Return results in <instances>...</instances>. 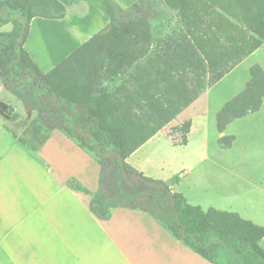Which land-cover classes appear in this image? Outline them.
<instances>
[{
	"label": "trees",
	"instance_id": "obj_1",
	"mask_svg": "<svg viewBox=\"0 0 264 264\" xmlns=\"http://www.w3.org/2000/svg\"><path fill=\"white\" fill-rule=\"evenodd\" d=\"M151 0L121 7L103 0L107 25L42 72L23 47L32 18L60 19L59 0H0V79L35 116L17 133L37 150L58 129L99 165L98 189L70 178L72 190L89 195V210L108 219L125 207L148 214L194 253L212 264H264V226L238 213L193 205L162 180L137 171L125 159L189 106L208 86L264 45V0H160L174 10L178 31L153 44ZM264 69L249 67L244 88L216 112L222 132L232 120L260 109ZM18 114L9 118L15 121ZM191 120L174 127L180 145ZM234 135L218 143L230 147ZM134 176V181L130 177Z\"/></svg>",
	"mask_w": 264,
	"mask_h": 264
},
{
	"label": "crops",
	"instance_id": "obj_2",
	"mask_svg": "<svg viewBox=\"0 0 264 264\" xmlns=\"http://www.w3.org/2000/svg\"><path fill=\"white\" fill-rule=\"evenodd\" d=\"M59 1L65 7L64 17L60 19L32 18L23 45L34 63L44 73L51 70L78 46L74 41V44L71 43L68 47L69 54L56 60L55 56L57 58L56 53L59 48L48 36L40 37L38 48H29L31 31L38 18L43 19L39 20L42 25L62 22L67 17L101 18L104 27L108 23L103 0ZM115 1L120 4L121 0ZM135 1L137 0H131L132 3ZM76 4L84 6H76ZM72 7L77 12L73 13ZM75 26L79 27V25ZM88 38L81 39L80 44ZM52 61L54 62L51 63ZM0 81L3 82L2 79ZM209 91L210 89L204 90L178 115L188 110H201L205 103L204 97L209 94ZM13 111L15 112L14 109ZM26 111L25 116L18 114V119L23 117L32 119L35 116L34 112ZM248 115L234 120L244 119ZM190 120L191 125L184 146L188 145L189 136L194 129L192 119ZM173 121L175 118L169 123ZM164 127L125 159L130 166L142 174H147L146 165L152 161V158L156 159L158 156L156 151L159 147L153 141L162 131L164 132ZM226 127L222 132L217 130V138L225 135ZM166 137L169 138V144L173 148L180 145L172 142L168 135ZM203 142L206 143V138ZM151 143L154 147L144 148ZM47 145L59 153V158L55 157L57 163L59 166L61 164L62 167H66L67 172L63 174L58 172L56 162L52 161L51 157L41 163L36 159L33 150H26L10 131L0 124V264L4 256L9 259L11 254H14L18 260H25L27 256L22 253L24 243L40 244L44 249V246L51 248L55 240L61 245V250L69 256L72 253L78 256L84 249L96 258L114 260L115 264H212L194 253L181 240L176 239L148 214L137 209L114 207L108 219H99L94 216L89 210V195L69 188L67 180L69 176H72L90 192L96 191L99 180V165L96 159L79 148L72 139L58 129L50 132L48 139L37 151H45L44 148ZM232 146L233 143L228 148ZM193 168V165L183 168L179 176L188 174ZM173 185V183L169 185L172 191H174ZM233 195L241 201L239 205L241 211L236 212L242 218L264 226V171L252 173L250 176L238 173L235 176ZM28 220L29 223L26 225ZM260 243L264 248V237Z\"/></svg>",
	"mask_w": 264,
	"mask_h": 264
},
{
	"label": "rangeland",
	"instance_id": "obj_3",
	"mask_svg": "<svg viewBox=\"0 0 264 264\" xmlns=\"http://www.w3.org/2000/svg\"><path fill=\"white\" fill-rule=\"evenodd\" d=\"M131 4V0H121L119 5L127 7ZM77 5L84 6L83 4ZM71 10L73 13L77 12L74 7ZM149 11V31L153 44L161 43L167 36L172 35L173 31L179 30L180 25L177 23L178 18L175 11L165 7L160 0H151ZM39 20L43 19L38 18L34 23L28 47L38 48L40 37L48 36L59 48L55 60L62 59L64 55L69 54L68 47L71 46V43L74 44L75 41V43L77 42L75 45L79 46L81 39L88 38L104 27L102 19L97 17L85 19L67 17L62 22L48 25H42ZM106 21L108 22V17ZM75 25H79V27ZM11 27L10 23L0 26V32L9 31ZM253 64H259L264 69V45L245 57L214 86H208L205 89H210V91L204 97L205 103L201 110L184 111L182 115L175 117V121L164 127V132L162 131L153 141L159 147L156 151L158 156L156 159L152 158V161L146 165L145 169L148 175H144L162 180L168 185L173 183L174 191L182 193L189 203L199 205L204 210L213 207L224 211H241L239 206L241 201L233 195L235 176L238 173L250 176L252 173L264 171V99L259 111L244 119L234 120L227 125L225 135H234L235 137L231 148H224L218 143L215 115L223 102L244 88L249 79V67ZM0 101L12 107L20 116H25L27 111L24 104L1 81ZM9 118L10 116L0 111V124L6 123L17 133H21L23 127L31 120L23 117L10 121ZM190 118L194 129L189 136L188 145H178L173 148L166 135L171 138L172 142L180 144V134L173 131L174 127ZM204 138H206L205 144ZM152 147H154L153 143L144 148L151 149ZM37 150H34V154L41 163L46 162L48 157H51V160L56 162L58 172L62 174L67 172L66 167H62L61 164L59 166L57 163L55 157L59 158V153L50 145H47L43 152ZM191 165L194 167L193 170L180 177L179 173L182 169ZM70 178L72 176L68 177V179ZM177 178L179 179L176 180ZM134 179V176L130 177L131 182ZM27 223L29 220L26 221V225ZM22 250V253L27 256L25 260H18L14 254H11L9 259L4 256L1 264H115L114 260L107 261L105 258H96L95 255L84 249L78 256L75 253L69 256L61 250V245L57 240L51 248L44 246V249L40 244L27 242L22 244Z\"/></svg>",
	"mask_w": 264,
	"mask_h": 264
},
{
	"label": "water",
	"instance_id": "obj_4",
	"mask_svg": "<svg viewBox=\"0 0 264 264\" xmlns=\"http://www.w3.org/2000/svg\"><path fill=\"white\" fill-rule=\"evenodd\" d=\"M0 110L2 112H7L8 116H11V114L13 113V108L0 102Z\"/></svg>",
	"mask_w": 264,
	"mask_h": 264
},
{
	"label": "flooded vegetation",
	"instance_id": "obj_5",
	"mask_svg": "<svg viewBox=\"0 0 264 264\" xmlns=\"http://www.w3.org/2000/svg\"><path fill=\"white\" fill-rule=\"evenodd\" d=\"M1 111V110H0ZM2 112V111H1ZM5 115H8V113L7 112H3Z\"/></svg>",
	"mask_w": 264,
	"mask_h": 264
}]
</instances>
